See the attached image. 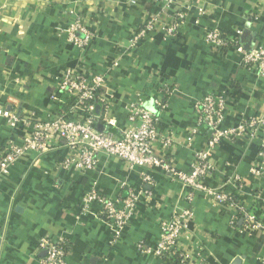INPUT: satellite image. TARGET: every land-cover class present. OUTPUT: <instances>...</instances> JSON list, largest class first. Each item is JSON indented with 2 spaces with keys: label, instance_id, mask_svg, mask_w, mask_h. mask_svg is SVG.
<instances>
[{
  "label": "crops",
  "instance_id": "0c3cea01",
  "mask_svg": "<svg viewBox=\"0 0 264 264\" xmlns=\"http://www.w3.org/2000/svg\"><path fill=\"white\" fill-rule=\"evenodd\" d=\"M184 23L166 37L160 0H0V109L31 121L48 120L58 111L57 78L66 70L86 77L102 75V91L112 100L111 115L123 127V104L136 92L153 94L167 82L174 89L157 122L154 153L171 157L187 172L194 151L205 146L195 103L208 93H225V114L219 128L264 114V76L246 69L232 49L214 50L205 40L209 29L243 30L245 47H264V0H179ZM175 11L166 9L167 14ZM78 16L90 32L86 45L68 42L65 28ZM169 16V15H168ZM156 18L147 38L131 45L136 30ZM78 37L84 33L76 32ZM78 110V108H77ZM199 126L191 146L188 131ZM11 128L0 116V148L16 141L27 128ZM171 136L169 145L160 138ZM259 140L250 131L213 151V173L205 183L218 188L231 176L243 180L236 197L246 210L264 220V159ZM64 149L27 152L0 183V264H40L36 242L41 237L69 240L68 264H170L142 251L154 247L160 221L186 206V189L159 171L127 168L122 160L100 154L95 169L78 173L59 163ZM260 168L253 175L252 169ZM152 182L142 181L143 175ZM121 186L140 194L128 224L116 229L97 216V207L80 213L81 196L91 188L111 198ZM142 194L146 195L145 197ZM235 209L224 210L201 196L193 202L192 235L180 244L198 242L209 264H264V235L230 225ZM191 236V237H190Z\"/></svg>",
  "mask_w": 264,
  "mask_h": 264
},
{
  "label": "built area",
  "instance_id": "2783aa9c",
  "mask_svg": "<svg viewBox=\"0 0 264 264\" xmlns=\"http://www.w3.org/2000/svg\"><path fill=\"white\" fill-rule=\"evenodd\" d=\"M163 3L164 16L168 20L162 23L166 37H173L184 23L185 13L178 5L179 0H160ZM175 11L167 14L166 9ZM169 15V16H168ZM156 23V18L140 26L133 34L130 43L147 38ZM84 33L78 37L76 32ZM67 41L79 48L86 45L90 32L82 25L78 16H72L65 28ZM243 30L236 28L231 32L209 29L204 34L206 44L214 50L232 49L240 58L241 64L249 70L264 76V47H245L242 43ZM104 77L66 70L57 78L58 95L53 97L59 104L57 113L48 120L31 121L22 118L10 109H0L9 127L25 126V133L16 141L13 138L0 148V183L6 178L12 165L27 152L44 153L54 149H64L65 155L59 163L64 170L84 173L96 168L98 156L105 154L115 157L127 168L139 167L147 171L162 172L171 182L179 183L186 189V206L176 209L169 218L160 221V233L154 247L143 249L170 264H209L206 252L198 242H191L190 249L180 244L183 234L192 233L190 224L193 219V202L201 196L212 205L224 210L235 209L237 215L230 218V225L250 234L264 235V220L255 211L244 209L236 197L241 190L243 180L240 176L229 177L218 188L205 183L207 176L213 173L210 158L215 148L223 141L232 142L246 130L259 140L260 158L264 159V114L242 119L236 126L220 129L219 124L225 114V93H208L194 105L200 115L199 126L206 129L205 146L194 151L190 168L184 172L177 168L171 157L156 155L154 142L157 140V122L166 109L174 89L164 82L158 85L153 94L136 92L123 104L125 122L117 127L111 115L112 100L102 91ZM98 106V111L95 109ZM78 108V110H77ZM191 128L186 137V146H191L199 126ZM160 143L169 145L171 136L160 138ZM260 168H253L252 174H260ZM142 181L152 182L145 173ZM118 197L111 198L91 188L81 196L80 213L97 207V216L111 224L119 235L134 214L140 194L131 188L121 186ZM143 197L146 195L142 194ZM192 235V234H191ZM1 236V234H0ZM191 237V236H190ZM37 252H41L40 264H68L69 240L65 236L56 238L41 237L36 242Z\"/></svg>",
  "mask_w": 264,
  "mask_h": 264
},
{
  "label": "water",
  "instance_id": "95a60500",
  "mask_svg": "<svg viewBox=\"0 0 264 264\" xmlns=\"http://www.w3.org/2000/svg\"><path fill=\"white\" fill-rule=\"evenodd\" d=\"M248 48V47H247ZM95 111L97 112L98 111V106L96 107Z\"/></svg>",
  "mask_w": 264,
  "mask_h": 264
},
{
  "label": "trees",
  "instance_id": "16d2710c",
  "mask_svg": "<svg viewBox=\"0 0 264 264\" xmlns=\"http://www.w3.org/2000/svg\"><path fill=\"white\" fill-rule=\"evenodd\" d=\"M206 130V129H205ZM207 133V132H206Z\"/></svg>",
  "mask_w": 264,
  "mask_h": 264
}]
</instances>
